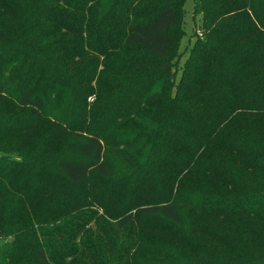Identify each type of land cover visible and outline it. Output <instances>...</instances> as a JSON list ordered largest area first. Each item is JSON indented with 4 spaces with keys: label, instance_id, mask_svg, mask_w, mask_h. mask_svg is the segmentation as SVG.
<instances>
[{
    "label": "trees",
    "instance_id": "16d2710c",
    "mask_svg": "<svg viewBox=\"0 0 264 264\" xmlns=\"http://www.w3.org/2000/svg\"><path fill=\"white\" fill-rule=\"evenodd\" d=\"M187 1L0 0V264H264V0Z\"/></svg>",
    "mask_w": 264,
    "mask_h": 264
},
{
    "label": "rangeland",
    "instance_id": "374dc122",
    "mask_svg": "<svg viewBox=\"0 0 264 264\" xmlns=\"http://www.w3.org/2000/svg\"><path fill=\"white\" fill-rule=\"evenodd\" d=\"M194 4H193V0H188L186 5H185V8H186V17H185V29H186V36L185 38L183 39L182 41V46H185V44L188 42V38L190 35H192V29H193V19L195 18L194 16ZM183 13V12H182ZM198 17V16H197ZM197 22H199V18H197ZM183 18H182V15L181 17L178 19L177 21V24L174 28V34H176V32H180V30L183 28ZM198 27V26H197ZM194 37H191V41L194 42ZM186 56L183 55V57L181 59H184V57ZM93 99H90L89 98V102H92ZM15 140V138L13 139V141ZM60 138L57 139V141L53 142L51 145H50V149H53V148H56L59 146L60 144ZM92 181H88L86 182L84 185H77L76 186V192L79 193L76 195V192L74 191L73 189V193H75V195L78 197L80 195H88V194H97V203L101 205V207H97V206H94L92 209L93 210H99V214L100 216L98 217L99 219L103 218L111 223H113L114 225H116V223H118V216H115L117 215L116 213L118 212L117 209L118 207L120 206V202H119V199H125V198H128L126 195H123V196H119V194L117 192H114L113 189H111V187H115L116 190H120L119 187L115 186V185H109L108 183L106 182H103V181H98V180H93V182L91 183ZM109 188V189H108ZM90 207L87 206V207H84L83 209V217L89 213H87L89 211ZM104 210H108V212L111 214V215H108L104 212ZM82 216L79 217V219H76L72 222H80V220L82 219ZM153 223V222H152ZM89 225V229L88 230H91V229H94V240L97 239L102 233H98V229H97V226L96 224V220H92L91 218L88 220V223ZM118 227V225H117ZM116 227V228H117ZM128 231V227H123V228H119V229H115V235H118V240L120 242L124 241L125 238L127 237V233L126 231L124 232L123 229H125ZM86 230V229H85ZM119 230V231H118ZM118 231V232H117ZM81 239H78V241L80 242ZM78 242V245H77V248H82V246H80ZM108 247V246H107ZM83 250V248H82ZM87 258V257H86ZM5 259L4 258H0V261H4ZM70 259L67 258L65 260V264H69L70 263Z\"/></svg>",
    "mask_w": 264,
    "mask_h": 264
}]
</instances>
